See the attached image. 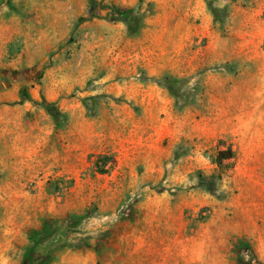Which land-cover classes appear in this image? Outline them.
I'll return each instance as SVG.
<instances>
[{"label": "rangeland", "instance_id": "374dc122", "mask_svg": "<svg viewBox=\"0 0 264 264\" xmlns=\"http://www.w3.org/2000/svg\"><path fill=\"white\" fill-rule=\"evenodd\" d=\"M0 264H264V0H0Z\"/></svg>", "mask_w": 264, "mask_h": 264}, {"label": "trees", "instance_id": "16d2710c", "mask_svg": "<svg viewBox=\"0 0 264 264\" xmlns=\"http://www.w3.org/2000/svg\"><path fill=\"white\" fill-rule=\"evenodd\" d=\"M95 5H96V2L95 1H92V6L91 7H94L95 8ZM117 13L118 12H117L116 8H111L108 16L112 20H117V19H119V16H118ZM42 99L44 100V97L43 96H42Z\"/></svg>", "mask_w": 264, "mask_h": 264}]
</instances>
